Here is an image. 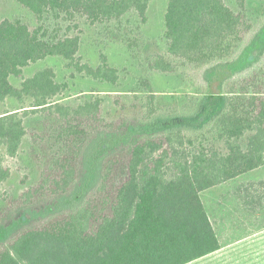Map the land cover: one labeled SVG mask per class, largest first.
<instances>
[{"label": "trees", "instance_id": "1", "mask_svg": "<svg viewBox=\"0 0 264 264\" xmlns=\"http://www.w3.org/2000/svg\"><path fill=\"white\" fill-rule=\"evenodd\" d=\"M17 1L39 21L47 13L80 14L98 24L132 13L145 22L153 0ZM233 1L244 9L249 0ZM164 23L165 52L150 58V70L208 69L209 85L191 97L199 103L194 111L189 104L164 111L146 83L148 94L136 93L139 119L119 132L108 124L75 125L74 120L99 119L104 97L60 102L67 84L52 66L20 85L11 81L30 65L56 57L90 80L116 84L119 71L106 57L93 66L77 56L79 35L45 39L21 20L0 22V184L11 175L4 159L18 154L28 134L25 119L54 115L59 125L53 133L36 134L37 141L47 140L48 150L39 144L43 155L32 149L45 162L56 150L38 186H49L52 195L0 224V264H187L220 249L201 193L264 166V61H249L248 69L234 75L244 21L226 0H168ZM9 101L19 107H7ZM123 146L126 177L110 193L107 184L122 164L115 155ZM74 156L81 175L68 162ZM55 168L57 178L51 177ZM99 192L106 193L98 197ZM36 220L48 224L32 227Z\"/></svg>", "mask_w": 264, "mask_h": 264}, {"label": "rangeland", "instance_id": "2", "mask_svg": "<svg viewBox=\"0 0 264 264\" xmlns=\"http://www.w3.org/2000/svg\"><path fill=\"white\" fill-rule=\"evenodd\" d=\"M226 3L235 12L241 14L244 21L243 42L232 63V71L236 76L239 72L248 69L250 64H257L260 59L264 61V0H249L244 9L233 0H226ZM167 5L168 0H153L145 22L132 13L118 21L91 24L80 14L47 13L45 18L39 21L17 0H0V22L4 19L21 20L28 24L31 30H39L40 35L45 39H56L65 34L79 35L81 46L77 56L81 62H89L97 66L101 57H106L108 63L116 67L120 75L116 84L99 83L77 73L67 65L66 61L49 57L25 68L22 76H12L11 81L15 85H20L25 77L31 76L37 69L52 66L57 73V79L67 84L58 96L60 102L76 105L91 98L92 95L103 96L104 102L98 116L100 118L87 119L85 122L74 120V124L79 128H85L86 124L89 128L108 124L114 131H124L129 123H136L137 117L139 119L141 102L138 97L136 98V93L142 97L147 95L146 83L149 82L156 92V103L163 110L172 107L180 110L189 104L191 107L188 110L194 111L197 103L195 98L191 99V97L200 95L199 89L206 90L209 85L206 78L208 69L182 66L176 73H158L150 70L148 65L152 56L165 52L164 15ZM249 61L252 63L246 65ZM235 76L231 78L234 79ZM197 106L199 107V103ZM7 107L12 109L19 107V104L9 101ZM3 109L0 107V111ZM25 125L28 134L22 142L20 151L15 157L4 159V165L11 170V175L6 182L0 184V224L9 223L12 218L20 215L25 205L33 203L31 206H38L52 195L48 191L49 186L43 188L38 186L43 181L45 168L55 156L56 150L51 149L48 152L50 154L47 162L45 159L42 160V156L35 157L33 150L43 155L39 144L43 143L45 150H48L47 140L37 141L36 134L41 135L46 131L53 133L59 125L54 115L45 118L40 114L26 118ZM123 148L115 155L116 158L122 159V164L120 167L116 166L112 174L113 179L107 184L110 193L115 192L126 177L124 169L128 149L124 146ZM68 162L76 163L78 175H81L79 170L82 164L75 161V156L69 157ZM50 172L53 178H57L60 174L57 168ZM248 174L201 193L208 214L215 228L222 235L231 228L240 229L236 233L238 235L253 233L264 227V166ZM35 188L37 190L32 196L28 198L24 196V193ZM106 192H99L97 195L100 197ZM95 200L97 203L101 202V198ZM46 224L48 220H36L31 225L36 227ZM252 237H255L252 238L253 240L258 236ZM251 252H255L254 256L248 255L234 261L233 264H264V244H258L251 249Z\"/></svg>", "mask_w": 264, "mask_h": 264}, {"label": "crops", "instance_id": "3", "mask_svg": "<svg viewBox=\"0 0 264 264\" xmlns=\"http://www.w3.org/2000/svg\"><path fill=\"white\" fill-rule=\"evenodd\" d=\"M244 175H249V174L245 173L241 176H244ZM238 231H240V229L233 230L231 228V229H228L227 233L224 232V234L222 235V233L218 232V230L215 228V232L220 242V249L212 253H209L205 256H202L200 258H197L196 260L189 262L187 264H193V263L195 264H233L234 261L238 259L241 260L243 257H247L248 255L254 256L255 252H251V249L255 248L258 244H264V234H263L264 227L260 228L258 231H254L253 233L246 232L244 234L239 233L237 235L236 233ZM252 236H258V237L252 240V238H255Z\"/></svg>", "mask_w": 264, "mask_h": 264}]
</instances>
